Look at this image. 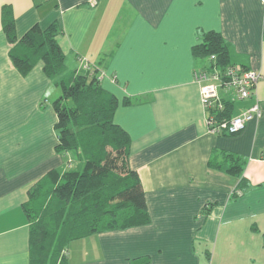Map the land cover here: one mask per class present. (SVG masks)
I'll return each instance as SVG.
<instances>
[{
  "label": "crops",
  "instance_id": "crops-1",
  "mask_svg": "<svg viewBox=\"0 0 264 264\" xmlns=\"http://www.w3.org/2000/svg\"><path fill=\"white\" fill-rule=\"evenodd\" d=\"M11 18L18 39L58 22L66 62L100 65L145 193L150 222L71 241L72 264H264V0H0V264H31L28 191L70 164L56 149L61 89L42 60L16 68ZM208 31L263 73L253 96L232 101L233 115L259 101L262 116L235 134L207 126L195 73L211 60L194 47Z\"/></svg>",
  "mask_w": 264,
  "mask_h": 264
},
{
  "label": "trees",
  "instance_id": "trees-1",
  "mask_svg": "<svg viewBox=\"0 0 264 264\" xmlns=\"http://www.w3.org/2000/svg\"><path fill=\"white\" fill-rule=\"evenodd\" d=\"M3 28L14 44L10 56L16 68L26 75L42 60L46 75L61 89L53 102L56 149L70 164L62 174L50 171L28 191L24 210L30 221L31 264H72L67 256L71 241L151 220L142 182L128 164L130 136L114 120L119 99L101 86L100 65L67 70L58 22L45 29L37 23L20 39L13 18L4 20ZM194 53L209 59L213 55L222 67L235 63L229 43L216 31L206 32ZM233 109L234 103L227 101L225 115L231 116ZM229 170L242 173V163Z\"/></svg>",
  "mask_w": 264,
  "mask_h": 264
},
{
  "label": "built area",
  "instance_id": "built-area-1",
  "mask_svg": "<svg viewBox=\"0 0 264 264\" xmlns=\"http://www.w3.org/2000/svg\"><path fill=\"white\" fill-rule=\"evenodd\" d=\"M210 59V66L195 73L196 80L200 85L208 129L216 134L238 133L249 120L262 116L261 104L256 101L243 112L227 116L224 113L226 102L253 96L263 73L239 63H231L222 67L216 63L215 56L212 55ZM80 61L86 69H89L93 64L85 57H80Z\"/></svg>",
  "mask_w": 264,
  "mask_h": 264
},
{
  "label": "rangeland",
  "instance_id": "rangeland-1",
  "mask_svg": "<svg viewBox=\"0 0 264 264\" xmlns=\"http://www.w3.org/2000/svg\"><path fill=\"white\" fill-rule=\"evenodd\" d=\"M67 64H66V66H67V70L68 71H73L75 68H76V64L73 62V63H70V62H66ZM83 65V64H82ZM81 65V66H82ZM211 65V64H210ZM209 65V66H210ZM83 69H86V68H84V66H83ZM58 90H60V88H57ZM61 91V90H60ZM77 164H79V161H76L75 162V164H74V166L76 167L77 166Z\"/></svg>",
  "mask_w": 264,
  "mask_h": 264
}]
</instances>
